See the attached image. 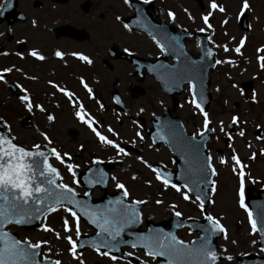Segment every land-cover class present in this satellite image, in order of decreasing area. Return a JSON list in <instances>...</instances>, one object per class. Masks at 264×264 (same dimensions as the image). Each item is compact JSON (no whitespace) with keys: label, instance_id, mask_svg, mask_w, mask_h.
I'll return each instance as SVG.
<instances>
[{"label":"flooded vegetation","instance_id":"flooded-vegetation-1","mask_svg":"<svg viewBox=\"0 0 264 264\" xmlns=\"http://www.w3.org/2000/svg\"><path fill=\"white\" fill-rule=\"evenodd\" d=\"M30 7L20 9L26 19L14 23L11 33L6 22L0 24V125L8 136L26 150H34V145L39 146L37 151L55 149L64 160L60 163L53 155L49 159L58 172L59 183L79 195L90 192L95 199L118 194L121 190L117 183L123 184L129 195L145 188L157 193L168 189L156 180L151 168L160 163L167 169L172 167V161L170 156L166 159L163 145L152 146L145 130L152 127L156 116L162 115L167 106L164 104L170 103L160 80L165 64L172 61L165 59L161 63L162 52L150 36L143 35L148 41L140 45L130 42L135 40L130 32L103 28L104 16L89 0H30ZM120 51L144 59L145 65L139 59L132 62L120 58ZM30 52L44 59L38 60ZM56 52L61 56L57 57ZM209 87L210 83L208 90ZM64 92L71 95L65 96ZM181 93L180 102L188 95V87L184 86ZM25 95L31 110L21 100ZM118 98L125 105L120 110ZM179 110L178 105L176 111ZM187 112L184 111L185 118L178 115L186 132L197 136L204 127L197 128L194 116L188 117ZM210 127L207 151L215 165V155L220 150H215V131ZM93 128L127 155L102 144ZM151 150L159 157L147 156ZM67 164L74 166L71 173ZM148 203L145 201L144 209ZM66 219L72 220L68 212ZM78 224L84 233L90 232ZM5 230L14 233L19 241L36 244L40 240L37 230L15 225ZM184 231L187 232L182 230L178 235Z\"/></svg>","mask_w":264,"mask_h":264},{"label":"rangeland","instance_id":"rangeland-1","mask_svg":"<svg viewBox=\"0 0 264 264\" xmlns=\"http://www.w3.org/2000/svg\"><path fill=\"white\" fill-rule=\"evenodd\" d=\"M89 1L96 11L103 14L106 22V24L103 23V28L118 30L121 33L120 25L115 22L114 17L129 15L132 12L130 6L125 4L124 0ZM212 2L224 11L211 9ZM245 2L249 7L242 11ZM153 5L166 24L206 34L215 51L216 61H222L210 72L211 118L208 120L211 121L215 131L216 147L222 148L229 157L228 165L219 168L216 186L210 195L208 211L225 227L224 236L218 242V252L222 257L220 264H237L235 259L238 256L256 252L257 249L256 234L252 231L245 210L239 204V177L235 171L237 164H234L231 154L234 153L237 159L246 162L244 163L245 184H264V141H258L254 136L256 128L261 127L264 130V68L261 67L264 60H258V57H264V0H200V3L193 0H154ZM30 8V0H19V9L29 10ZM169 12L172 13L171 19ZM210 12L209 26H206L202 17ZM242 14L246 15L249 25L246 32L238 26V20ZM130 37L137 38L140 45L148 41L137 33L130 34ZM241 39L244 40L242 46ZM189 46L193 51L196 50L194 40L189 42ZM225 47L229 51L225 52ZM237 47H240L239 53L234 51ZM244 82L252 83V93L241 89L240 85ZM181 100L184 101V98ZM184 111L185 108H182L177 113L185 118ZM187 113L188 117H192V112ZM232 117L237 118V127L235 133L230 136L231 144L226 147L223 139L228 135L226 126L232 121ZM203 120L200 116L194 117L197 128ZM241 132L244 134L240 135ZM146 155L157 156L154 150L147 152ZM166 156L168 159V154ZM132 196L149 202L144 216L152 220L162 219L177 208L182 210L184 215L199 217L195 210L196 205L190 199L185 201L182 198L181 201L175 191L161 190L157 193L153 189L145 188ZM156 200L160 203H155ZM176 202L180 205L176 206ZM173 205L176 208H173ZM58 217L62 219L61 216ZM47 220L52 225L49 227L53 229V234L36 233V235L50 241L46 247L49 250L48 254L56 258L60 264H80V261H83V264H126L124 261L110 262L91 253H84L81 257L72 255L68 252L67 241L62 238L70 234L74 240L72 231L69 234L64 233L61 222H53L52 216ZM182 235L184 238H190L186 233ZM58 236L61 238H57ZM229 256L231 260L226 259ZM140 258H142L141 255Z\"/></svg>","mask_w":264,"mask_h":264},{"label":"snow or ice","instance_id":"snow-or-ice-1","mask_svg":"<svg viewBox=\"0 0 264 264\" xmlns=\"http://www.w3.org/2000/svg\"><path fill=\"white\" fill-rule=\"evenodd\" d=\"M145 4L149 3V0H143ZM125 4L129 3V0H124ZM249 5L245 2L242 6L243 9H247ZM210 8L214 10L224 11L223 8L218 7L215 2L210 3ZM0 15H3V11L0 10ZM211 12L204 15L202 20L206 26H209V17ZM169 18H172V13L169 12ZM203 31V29H202ZM244 44V40L241 39L240 45ZM159 47V45H158ZM164 51L163 47L160 49ZM224 51L227 52L229 49L224 48ZM235 52H240V47L234 49ZM210 54V53H209ZM29 55L34 56L38 60H43L44 57L40 56L36 52H30ZM57 57L61 56L60 52H56ZM79 59L87 60L86 57L80 56ZM258 60H264V57H258ZM88 63H91L90 60H87ZM217 64L222 63V61L217 60ZM261 67L264 68V64H261ZM52 87H57L55 84ZM190 91L192 90V85H189ZM65 96H70L71 93L64 92ZM28 96L25 95L21 97L24 106L31 110L32 105L28 103ZM203 97L201 96V100ZM194 106L197 109H200L201 115H203V127L208 128L209 120L207 114L203 111L201 104L197 103L195 99L192 101ZM39 108V105H36ZM77 116H80V113H77ZM49 120H52V117H48ZM87 123V121H85ZM237 122L236 117H232V123ZM7 127V125H5ZM89 127H92L89 124ZM97 138L102 144L108 145L113 149H116L118 153L127 155L122 148L119 147L111 139L106 138L99 131L93 128ZM109 132H112V129H108ZM244 133L241 132L240 135ZM139 135V133H137ZM204 135V133H200ZM47 139V137H45ZM164 139V137H161ZM189 147L192 151L198 152V145L190 144ZM38 145H34V150H26L23 146H19L14 142V138L0 135V229L10 221H13L15 224L27 223L32 219H41L42 213L45 210V207L49 211H55V206L51 203L54 200L55 205L63 206L66 201L67 204H71L73 208L76 207L77 201L73 198L76 193L72 188L61 183H55V180L59 179L57 170L52 167L48 162V155L44 151H37ZM57 161L64 163L63 158L56 152L55 149L48 150ZM232 160L239 165L240 161L235 155L232 156ZM223 162V161H222ZM42 164V169H41ZM149 166L150 165H146ZM73 165L67 164L68 171L71 173L73 171ZM208 168H211V164H208ZM151 171L155 173V178L159 181L164 187H171L177 193H180L182 198L185 201L190 199V191L194 189H189L187 185H176L170 183V179L167 174L160 173L156 168H151ZM237 176L239 177V204L242 209L247 212L245 208V175L242 170L237 171ZM212 175H215V172H212ZM75 183V180H73ZM198 186V185H197ZM116 187L121 190L123 197L127 199L129 197V192L125 189L123 184L117 183ZM54 189H56L54 191ZM214 189V185H213ZM87 195V193H85ZM197 201H200L201 197L199 193L196 194ZM120 204L121 211L112 209L114 214L111 218L106 216H101L103 222L101 223L100 219L96 218V214L90 211L85 210V206H80V214L89 216V223L95 224V226L100 229L97 232V236L100 237L107 234L105 241L102 242L100 246L97 247V251L102 256H109L108 251H100V248H111L115 249V245L111 244L110 241L115 240L116 237L120 235L124 224L117 219L121 215L129 217L130 222H136L139 218V212H137L135 205L138 203H143V201L133 200L131 206L123 204L121 201H117ZM160 203V201H157ZM39 207H35V206ZM173 208L176 206L173 205ZM35 209V215L30 214V209ZM65 212H68L72 217V221L65 219L63 221V231L64 233H70L72 231L73 223H75V235L77 237V242H74L71 235H64L62 238L65 239L70 246L69 251L75 255V250L77 248L78 239L80 236L79 224H78V214L76 211L70 210L68 207H64ZM201 210L203 211V205L201 204ZM175 216L179 217L181 213L176 211ZM249 224L252 227V231H257L256 222L252 219V213H248ZM205 219L208 221L211 226L213 233H224V228L218 223L212 216H205ZM262 223H264V218H262ZM42 229L46 232H51L53 229L48 228L46 225H41ZM61 238V237H57ZM144 239L143 247L146 249L145 255L156 257L160 255H167L171 257L169 264H181V261L184 264H192L191 258L195 256L197 258L196 264H215L217 261L216 253L209 247H207V236L204 237V243L198 249H187L186 246L175 236L167 238V243H163L158 238L148 237ZM41 244H28L27 249H32L33 251L29 252L25 247L21 245L19 240H13L9 238V234L6 231H0V264H37L35 256L37 255L36 249H40ZM132 247H136L135 244ZM261 251L264 252V248H261ZM110 259L113 261L117 260L115 255L110 256ZM226 259L231 260V257H226ZM43 264H53L52 261L45 259ZM55 264H60L57 260ZM80 264H83V261H80Z\"/></svg>","mask_w":264,"mask_h":264},{"label":"water","instance_id":"water-1","mask_svg":"<svg viewBox=\"0 0 264 264\" xmlns=\"http://www.w3.org/2000/svg\"><path fill=\"white\" fill-rule=\"evenodd\" d=\"M131 5L134 7L136 14H135V16L126 19L125 23H127L128 26H130L131 28L142 30V31L143 30L147 31L145 16H146V11H147L148 7L143 6V4H138L135 1H131ZM12 18H15V16L10 15L8 17V19H12ZM241 25H242L243 29H246V22H245L244 17L241 19ZM169 33H171L172 35H176V33L181 34L176 29L170 30ZM182 34H184V33H182ZM169 38H170V36L169 37L166 36V37H164V39L161 40L163 47L166 50H168L171 47L169 45V40H168ZM179 39L181 42V38H179ZM174 49H175L173 51L174 55L172 54L174 60L175 61L179 60L178 66H180V67L184 66L186 64V61L184 60V58H186L187 56L184 54V50L182 48L181 43L179 46H175ZM200 53H201V58L198 61L191 62L188 60V63H189V65L195 64V66H196L195 67L197 69L196 74L198 73L197 82L199 83V85H193V90L195 91L194 96H195L196 102L200 103L201 106H204L208 103V101H206L205 98H203L202 100L200 98L204 94L203 85H201V84L205 79L204 76L207 73V69L212 65V60L210 59L211 52L208 49L204 40H202L201 45H200ZM205 64H207V65H205ZM175 67H177V65ZM181 78H183V79H180L181 81L184 80V75H181ZM188 79L191 82V77H188ZM244 87H246V86H244ZM246 88H247V90H250V88L248 86ZM196 92H198L199 94H196ZM258 133L260 134V132H258ZM260 135H261V137L264 136L262 134H260ZM174 139H175V137L170 136V139L167 138L166 142H167L168 146L171 148L175 159L177 161H179L181 159L182 155L185 157L186 153L181 149L179 150L181 145L179 143H176L174 141ZM206 141H207V136L201 138L197 142L198 156H199L198 159H199L200 165L197 168H195V172H198V176L196 177L199 180L198 182L199 183L203 182L205 185L204 192L206 189L211 188V186H212L211 179L213 176L212 175L213 171L211 168H208V160H207V157L205 156L204 144ZM201 163H204V167L201 166ZM42 167L43 166L41 164V169H42ZM179 169H181V167H179ZM177 177H178L177 174H173L174 180ZM55 190L56 189H54V191ZM258 193H259V196L256 198L249 197L247 203H248L250 213H252L253 221L256 222L257 232L260 236L259 247L264 248V223L261 222L262 218H264V191H259ZM194 194L196 195L197 192H195ZM204 198H206V197H204ZM51 203L55 204L54 200L51 201ZM45 210H48L47 207H45ZM189 224H191V223H189ZM135 226H137V223H135ZM195 229L200 230V227L197 226V227H195ZM129 231L132 234L131 235L132 239L130 240V245L132 246L133 244H135L136 247H138V248L139 247L144 248L143 247L144 239H142V238H144V234H142V235L138 234L139 232L137 231V227H134V226H133V229L131 226ZM205 236H207V247L211 248L215 252L216 245L214 244V240L220 236V233H215V237L213 239L210 238V233H208V234L202 233L201 239L199 241L194 242L190 245H185L186 248L187 249H198V248H200L201 245L204 243V237ZM158 258H160L162 261L164 259H166L165 257H158ZM191 260H192V264H196L197 258L195 256H193L191 258ZM217 260H218V258H217ZM238 261L240 262V264H264V254L261 258L256 257V256H253V257L247 256V257L239 258ZM160 264H163V263H160ZM181 264H184V262L181 261Z\"/></svg>","mask_w":264,"mask_h":264}]
</instances>
